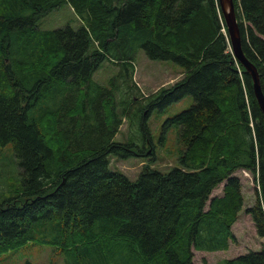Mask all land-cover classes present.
<instances>
[{
  "label": "trees",
  "instance_id": "1",
  "mask_svg": "<svg viewBox=\"0 0 264 264\" xmlns=\"http://www.w3.org/2000/svg\"><path fill=\"white\" fill-rule=\"evenodd\" d=\"M233 2L264 94V0ZM64 3L77 27L37 26ZM223 28L218 0H0V148L12 143L22 180L0 199V254L35 241L66 264H195L194 250L236 241L240 169L259 185L246 211L264 237V114ZM139 48L182 73L139 102L143 141L152 143V109L185 95L193 103L162 125V135L177 128L178 164L146 162L130 179L109 167V154L155 158L152 145L115 140L136 92L117 101L115 76L107 86L93 72L105 60L120 65L135 90ZM212 264H264V245Z\"/></svg>",
  "mask_w": 264,
  "mask_h": 264
},
{
  "label": "rangeland",
  "instance_id": "2",
  "mask_svg": "<svg viewBox=\"0 0 264 264\" xmlns=\"http://www.w3.org/2000/svg\"><path fill=\"white\" fill-rule=\"evenodd\" d=\"M67 24L77 27L80 21L69 3H64L59 8L49 12L41 18L37 26L42 29H53L63 27ZM124 68L120 65L105 60L103 64L93 72V79L97 82L110 86L109 79L115 76L118 88L116 89L117 101L120 97H127L130 89L136 92L130 108V115L125 117L117 134L116 141H132L139 147L152 145L154 160L150 163L149 159H143L137 155L126 158L115 154H109V167L121 171L130 179H136L142 170L144 163H149L153 168L162 171L169 170L173 165H177V128L171 127L162 135V125L167 117L173 116L193 103L191 95H185L181 99L174 101L165 110L154 108L146 115V120L151 131V141L144 142L140 128L141 118L146 112V108L139 102L154 92L158 87L172 83L181 76V67L170 60L151 59L144 49L139 48L134 61L132 83L135 90L130 87L131 82L124 75ZM120 77H124L126 83ZM120 83V88H119ZM115 90V89H114ZM128 90V92H125ZM21 168L14 153L12 143H8L0 148V199L15 194L17 187L22 185ZM236 174L240 177L243 192V207L238 214L237 220L232 225V231L236 236V241L231 242L226 250H194L195 264H212L223 258H232L249 249L257 250L264 245V237L256 233V228L251 215L246 208L254 204L259 185L254 179V173L250 177L238 170ZM256 176V175H255ZM222 183L217 186L214 194L221 192ZM28 261L41 264H66L64 254L58 252L57 248L48 243L27 242L17 248H11L0 254V264H27Z\"/></svg>",
  "mask_w": 264,
  "mask_h": 264
},
{
  "label": "water",
  "instance_id": "3",
  "mask_svg": "<svg viewBox=\"0 0 264 264\" xmlns=\"http://www.w3.org/2000/svg\"><path fill=\"white\" fill-rule=\"evenodd\" d=\"M220 11L227 27L229 40L237 60L245 67L252 78V88L257 102L264 114V94L259 84V76L255 66L246 57L241 44V34L236 18L233 0H218Z\"/></svg>",
  "mask_w": 264,
  "mask_h": 264
},
{
  "label": "bare ground",
  "instance_id": "4",
  "mask_svg": "<svg viewBox=\"0 0 264 264\" xmlns=\"http://www.w3.org/2000/svg\"><path fill=\"white\" fill-rule=\"evenodd\" d=\"M223 18V17H222ZM227 28V27H226ZM223 31L227 34V36H228V32H227V30L225 29V28H223ZM228 39H229V36H228ZM229 44H230V49H231V51H232V53L234 54V52H233V49H232V46H231V43H230V40H229ZM230 51V50H229ZM235 56V55H234ZM236 57V56H235ZM234 59V58H233ZM257 100V99H256ZM260 174V173H259ZM262 191V190H261ZM13 249V248H12Z\"/></svg>",
  "mask_w": 264,
  "mask_h": 264
},
{
  "label": "crops",
  "instance_id": "5",
  "mask_svg": "<svg viewBox=\"0 0 264 264\" xmlns=\"http://www.w3.org/2000/svg\"><path fill=\"white\" fill-rule=\"evenodd\" d=\"M181 75H182V73H181ZM222 189V188H221ZM221 193V192H220ZM219 194V193H218Z\"/></svg>",
  "mask_w": 264,
  "mask_h": 264
}]
</instances>
